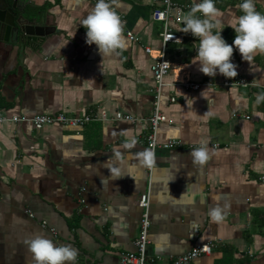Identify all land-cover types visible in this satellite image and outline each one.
<instances>
[{
    "label": "crops",
    "instance_id": "1",
    "mask_svg": "<svg viewBox=\"0 0 264 264\" xmlns=\"http://www.w3.org/2000/svg\"><path fill=\"white\" fill-rule=\"evenodd\" d=\"M96 2L19 0L27 16L46 28L45 36L30 43L0 38V115L96 116L77 128L0 123V264H33L24 241L35 234L75 248V264H119L122 251L136 250L139 200L146 193L148 253L156 258L148 264H174L171 256L206 242L216 243L212 253L190 264H264V102H255L264 92V54L247 62L234 48L237 76L253 84L225 86L223 75L199 71L198 38L171 23L183 41L166 47L171 66L160 109L173 121H163L157 137L182 145L158 149L149 170L139 165L138 153L148 149L157 88L151 66L162 52L164 23L152 18V0H119L128 46L103 59L95 44L86 43L81 25ZM241 3L215 0L221 15L213 31L222 30L230 45ZM254 3L264 14V0ZM120 113L135 120L118 119ZM204 143L211 158L195 166L189 153ZM109 165L123 177L112 175ZM217 203L229 205L220 223L207 215ZM43 221L56 227L57 238Z\"/></svg>",
    "mask_w": 264,
    "mask_h": 264
},
{
    "label": "clouds",
    "instance_id": "2",
    "mask_svg": "<svg viewBox=\"0 0 264 264\" xmlns=\"http://www.w3.org/2000/svg\"><path fill=\"white\" fill-rule=\"evenodd\" d=\"M118 5L119 0H97L88 15L81 20V25L86 29V43L95 44L103 59L119 56L128 46L123 21L116 11ZM238 7L243 15L239 16L237 26L233 28L236 35L231 45L222 37V30L213 31L219 23L216 18L221 15L215 0L193 3L184 15L182 31L198 38L196 55L199 71L206 76L215 77L219 73L226 78H235L238 72L237 65L232 62L234 48L247 62L256 54H264V14L256 10L254 0H243ZM197 13L203 18L198 17ZM255 102L258 105L264 102V92L256 94ZM125 147L131 148L133 144ZM189 155L193 164L199 167H203L211 158L207 143L192 149ZM138 162L142 167L153 168L156 162L154 152L146 149L138 153ZM109 169L116 178L123 177L118 166L109 165ZM228 209L227 203H217L209 207L207 215L213 222L220 223L225 220ZM24 243L31 253L33 264H75L77 260L78 251L71 245H56L42 234H35Z\"/></svg>",
    "mask_w": 264,
    "mask_h": 264
},
{
    "label": "built area",
    "instance_id": "3",
    "mask_svg": "<svg viewBox=\"0 0 264 264\" xmlns=\"http://www.w3.org/2000/svg\"><path fill=\"white\" fill-rule=\"evenodd\" d=\"M97 1V0H94ZM154 3V8L152 11V18L156 21H162L164 23L163 30L160 33L162 39V52L159 56L154 58L151 69L154 75V78L157 83L156 95H155V108L152 115L149 117V121L151 124V132L148 135L147 146L148 149H151L154 154L158 149H172L175 147H180L182 145V141L176 138L168 139L166 141H159L157 137L158 128L163 121L172 122V119H169L167 115H165L160 109V93L161 88L163 86L164 77L168 73L171 63L167 58L166 47L170 42H182L183 35L176 32L171 23H177L180 25H184V15L190 10L192 6L191 0H152ZM200 16L201 14L198 13ZM128 35L131 39H135V35L132 32H128ZM145 51L147 53L152 52V48L150 46L145 47ZM253 83L248 81L244 77L236 76L235 78L224 79L223 85L225 86H242L248 87ZM187 87L192 89H199L202 84L200 83H186ZM174 100V99H173ZM238 114H234L237 116ZM118 119H126L134 121L135 118L131 115H124L122 113L118 114ZM96 119V116L92 114H84L81 116H73L68 115L64 112H59L55 114H37L33 116H20L13 115L8 117L7 115H0V123L6 120H12L14 122H31L34 128L42 129L46 125L50 124H62L71 127H80L85 125L86 123L93 121ZM153 168H149L152 170ZM262 180L264 181V175L262 176ZM80 202L84 203L85 199L81 198ZM139 205L142 208V215L140 220V229L137 238L134 241L136 246L135 251H122L119 254V264H148L149 261H155V257L149 255L148 253V245H149V229L151 226L150 219V197L149 194H144L140 200ZM31 216L33 213L28 211ZM42 226L48 228L50 233L57 238L58 231L55 226H50L47 221L42 222ZM216 243L214 242H206L203 244H198L192 247L188 252L179 255V256H171L170 259L174 264H190L193 260L197 259L200 256L211 254L215 248ZM160 258V257H158Z\"/></svg>",
    "mask_w": 264,
    "mask_h": 264
},
{
    "label": "water",
    "instance_id": "4",
    "mask_svg": "<svg viewBox=\"0 0 264 264\" xmlns=\"http://www.w3.org/2000/svg\"><path fill=\"white\" fill-rule=\"evenodd\" d=\"M18 1L0 0V38L21 43L42 40L46 28L35 17L27 16L26 8Z\"/></svg>",
    "mask_w": 264,
    "mask_h": 264
},
{
    "label": "rangeland",
    "instance_id": "5",
    "mask_svg": "<svg viewBox=\"0 0 264 264\" xmlns=\"http://www.w3.org/2000/svg\"><path fill=\"white\" fill-rule=\"evenodd\" d=\"M119 260V259H118Z\"/></svg>",
    "mask_w": 264,
    "mask_h": 264
}]
</instances>
